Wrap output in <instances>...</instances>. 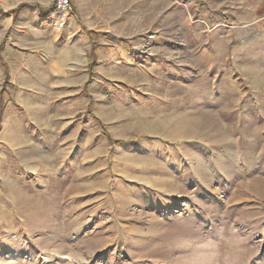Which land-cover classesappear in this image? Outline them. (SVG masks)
Listing matches in <instances>:
<instances>
[{"label": "rangeland", "instance_id": "374dc122", "mask_svg": "<svg viewBox=\"0 0 264 264\" xmlns=\"http://www.w3.org/2000/svg\"><path fill=\"white\" fill-rule=\"evenodd\" d=\"M69 3L64 29L87 43L88 75H70L62 92L78 95L65 127L28 117V142L0 156V264H264V0ZM103 34L135 64L145 40L195 39L199 66L183 74L193 103L208 105L192 108L190 131L98 109L91 63ZM118 72L101 89L106 103L120 75L138 97V76ZM211 86L223 89V108Z\"/></svg>", "mask_w": 264, "mask_h": 264}, {"label": "crops", "instance_id": "0c3cea01", "mask_svg": "<svg viewBox=\"0 0 264 264\" xmlns=\"http://www.w3.org/2000/svg\"><path fill=\"white\" fill-rule=\"evenodd\" d=\"M8 3L9 7L0 9V156L15 155L14 149L28 142L30 136L27 135L28 139L25 134L31 133V128H27V123H32L28 117L42 123L45 131L55 132L57 125L65 127L73 118L78 95L62 92L72 89L70 75L81 78L88 75L85 51L80 49H86L87 43L77 37L78 31L67 30L71 24L64 29L67 22L64 21L61 29H55L53 11L42 0H8ZM101 37L105 46L97 47L91 63L92 74L102 77L92 83L102 103L98 109L103 108V113L110 116L114 114L113 120L118 116L117 122L128 115L134 116L140 125L169 123L176 125L177 132L190 131L192 108L208 105L201 100L193 103L190 76L183 74L187 67L199 66L190 58L195 39L185 35L163 38L160 46L155 44L156 39L145 40L142 47L148 48V55L135 64L128 60L127 52L121 47L116 51L112 49L108 44L109 35L96 38L100 40ZM72 46L75 50L69 53ZM171 53H178L181 58L171 59L168 56ZM113 70L138 76L140 90L135 100L128 99L130 95L123 85L130 83L121 75L119 90H114L117 101L110 104L102 99L101 91L113 84ZM208 91L215 97L211 99L214 106L223 108V89L211 86ZM236 104L238 101H233L231 106ZM17 109L22 111L20 117ZM19 133L23 137H17Z\"/></svg>", "mask_w": 264, "mask_h": 264}, {"label": "built area", "instance_id": "2783aa9c", "mask_svg": "<svg viewBox=\"0 0 264 264\" xmlns=\"http://www.w3.org/2000/svg\"><path fill=\"white\" fill-rule=\"evenodd\" d=\"M2 5L3 0H0V8ZM71 10L72 7L69 0H52V26L55 29H61L64 25V21L66 20V16L71 12Z\"/></svg>", "mask_w": 264, "mask_h": 264}, {"label": "clouds", "instance_id": "9594fccd", "mask_svg": "<svg viewBox=\"0 0 264 264\" xmlns=\"http://www.w3.org/2000/svg\"><path fill=\"white\" fill-rule=\"evenodd\" d=\"M237 240H238L240 245H243V238L242 237H237ZM225 264H228V262L226 261Z\"/></svg>", "mask_w": 264, "mask_h": 264}]
</instances>
